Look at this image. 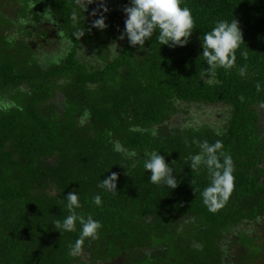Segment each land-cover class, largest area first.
<instances>
[{
	"label": "trees",
	"instance_id": "1",
	"mask_svg": "<svg viewBox=\"0 0 264 264\" xmlns=\"http://www.w3.org/2000/svg\"><path fill=\"white\" fill-rule=\"evenodd\" d=\"M129 4L0 0V101L19 106L0 111V264H264V0H184L195 28L182 47L161 45L158 30L143 48L121 39ZM234 19L245 41L235 66L212 75L203 34ZM205 140L234 161L215 212L201 196L207 168L188 164ZM152 150L175 189L149 181ZM112 173L117 189L98 187ZM73 191L76 212L102 224L76 256L79 223L53 225Z\"/></svg>",
	"mask_w": 264,
	"mask_h": 264
},
{
	"label": "clouds",
	"instance_id": "2",
	"mask_svg": "<svg viewBox=\"0 0 264 264\" xmlns=\"http://www.w3.org/2000/svg\"><path fill=\"white\" fill-rule=\"evenodd\" d=\"M92 0H90V3ZM184 0H130L129 6L123 11L125 13V26L121 34V39L126 36L131 46H145V42L151 40L153 33L158 30V41L161 45L170 47L186 46L195 28L194 18L191 9L182 6ZM107 12V7H104ZM95 14V13H94ZM45 20L51 18L45 17ZM52 21V20H51ZM93 26L101 30L107 27L106 18H101L93 22ZM84 35V31L77 33V39ZM62 36V32H60ZM243 30L237 19L231 22L227 20H218L215 26L209 32H205L202 37V57L208 65V72L215 74L217 68L232 69L237 59V50L244 42ZM241 56L247 57V51H241ZM241 75H244L245 69L241 68ZM203 76L204 74L201 73ZM211 83V80L204 81ZM257 90L260 85L257 84ZM14 102L0 101V111H7L10 108H18ZM219 134V133H217ZM155 135V133H153ZM200 152L192 155L189 159L193 171L206 167L210 183L201 192L202 200L210 211L215 212L223 206L229 199L234 190V161L230 154L223 150V143L217 140L215 143L203 141L199 144ZM117 152L124 151L119 142L114 145ZM135 155V153H132ZM146 159L143 163L144 169L151 175L149 181L157 186H166L175 189L178 185L177 178L173 175V168L166 162L165 157L152 150L146 151ZM118 174L112 173L104 177L98 185L101 189L112 192L117 189ZM67 209L70 213L62 221L55 220L53 225L62 233L76 231L77 222L80 227L79 238L71 246L70 254L76 256L82 250V245L87 238L95 239L102 227L100 221L95 220L91 215L85 218L76 212L80 208L79 193L75 191L66 195ZM92 203L100 207L103 203L100 194L92 197Z\"/></svg>",
	"mask_w": 264,
	"mask_h": 264
},
{
	"label": "rangeland",
	"instance_id": "3",
	"mask_svg": "<svg viewBox=\"0 0 264 264\" xmlns=\"http://www.w3.org/2000/svg\"><path fill=\"white\" fill-rule=\"evenodd\" d=\"M217 107H220V106H217ZM216 110V111H215ZM212 111H213V109H210V112L209 113H212ZM213 112H216V113H219L220 114V112H219V110H217V108L216 109H214V111ZM213 118H215V116L213 117Z\"/></svg>",
	"mask_w": 264,
	"mask_h": 264
}]
</instances>
